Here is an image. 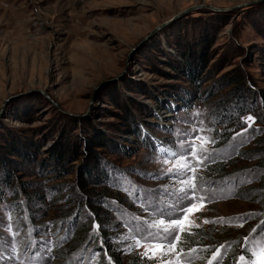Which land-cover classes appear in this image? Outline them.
Returning a JSON list of instances; mask_svg holds the SVG:
<instances>
[{"label": "rangeland", "instance_id": "rangeland-1", "mask_svg": "<svg viewBox=\"0 0 264 264\" xmlns=\"http://www.w3.org/2000/svg\"><path fill=\"white\" fill-rule=\"evenodd\" d=\"M194 125L215 162L180 264H241L264 246V0H0V264H109L101 238L119 264H177L110 240L151 219L138 188L175 190L153 137Z\"/></svg>", "mask_w": 264, "mask_h": 264}, {"label": "snow or ice", "instance_id": "snow-or-ice-1", "mask_svg": "<svg viewBox=\"0 0 264 264\" xmlns=\"http://www.w3.org/2000/svg\"><path fill=\"white\" fill-rule=\"evenodd\" d=\"M244 119L246 123L254 122V117L251 115ZM200 123L202 124L203 121ZM193 127L194 131L183 132L172 146H168L153 137L155 151L160 153L158 159L163 165H169L171 162L170 167L162 168L161 176H167L172 181L171 187L175 190L170 192L169 188L165 187L162 193L159 189H137L135 193L136 200L144 207V211L149 212L151 219H141L139 215H135L132 218L135 223L128 222L120 225L122 228L131 229V234L121 232L120 235L114 236L110 240V243L121 245L115 248V251L120 252L121 255L126 250L131 251L143 247L144 251L140 254L141 258L151 260L155 255V252L151 251L152 249L159 250L162 254L171 249L176 252L177 264H180L183 259L184 248L181 233H184L187 229L188 233L191 234L193 228V222L189 220L188 213L192 212L193 209L199 211L197 205L203 207L204 204L209 202L203 192L206 185L201 183L204 178L197 174V168L207 167V163L215 162V157L204 147L208 143L214 144L215 138L203 136L201 135L204 132L203 128L197 125ZM251 127L252 123H248V128ZM244 131H247V128ZM241 134L237 133V135ZM197 140L201 141L199 146L195 143ZM189 141L191 142L189 143ZM177 145L179 148H177ZM192 160H195L196 163H192ZM132 171L135 172L136 170ZM150 175L153 179L159 178L154 174ZM176 181H179L181 185L179 188H176ZM164 193H168L173 198L172 206H160L159 197ZM112 203L116 202L113 201ZM219 219L223 220L224 218L220 217ZM213 222L208 219L203 220L205 224ZM261 223L264 224V221H261ZM239 226L243 227V222ZM195 227L198 228L199 225L196 224ZM94 228L97 235H99L101 225L95 224ZM100 247L104 249L102 254L108 256L109 264H119L108 254L103 238L100 240ZM191 251H195V249H191ZM100 254L97 253V255ZM215 258L216 253H213V259ZM246 260L249 264H264V246H260L250 256L246 251L245 254L239 255L241 264H244ZM164 264H169V261L165 260Z\"/></svg>", "mask_w": 264, "mask_h": 264}, {"label": "water", "instance_id": "water-1", "mask_svg": "<svg viewBox=\"0 0 264 264\" xmlns=\"http://www.w3.org/2000/svg\"><path fill=\"white\" fill-rule=\"evenodd\" d=\"M179 19V15L173 17L172 19L164 22L163 24H161L160 26L156 27L155 29H153V31H151V33H149L133 50L132 52L135 53L139 50V48H141L146 42H148L150 39H152L153 37H155L160 31H162L164 28H166L167 26L171 25L172 23H174L175 21H177ZM47 99H49V97H46ZM50 100V99H49ZM52 102V100H50ZM9 102V101H8ZM53 103V102H52ZM7 103H5V105L2 108L1 113L4 112L5 108H6Z\"/></svg>", "mask_w": 264, "mask_h": 264}, {"label": "trees", "instance_id": "trees-1", "mask_svg": "<svg viewBox=\"0 0 264 264\" xmlns=\"http://www.w3.org/2000/svg\"><path fill=\"white\" fill-rule=\"evenodd\" d=\"M193 78L194 79H192V82H196V80L198 81V79H199V78H196V77H193ZM229 108L232 109V110L233 109L234 110L237 109L236 105L233 104V102H231V103H221V105H219V109L222 111V113L219 111L220 114L221 115L227 114V111L229 110ZM65 156H66V152L60 151V152H54L52 157L54 159H57L56 163H58V165L60 166L62 164L61 161L64 160ZM58 165L56 166V170L60 169Z\"/></svg>", "mask_w": 264, "mask_h": 264}]
</instances>
